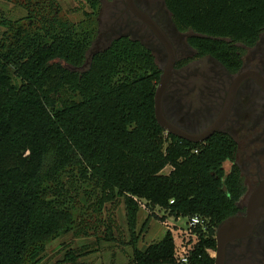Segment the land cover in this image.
<instances>
[{
	"label": "trees",
	"instance_id": "obj_1",
	"mask_svg": "<svg viewBox=\"0 0 264 264\" xmlns=\"http://www.w3.org/2000/svg\"><path fill=\"white\" fill-rule=\"evenodd\" d=\"M23 1L16 3L24 19L1 24L0 264H42L47 246L78 218L80 184L123 202L133 238L143 207L162 224L200 218L187 264H213L216 230L238 214L244 194L237 168L224 170L235 143L216 135L189 144L166 134L154 112L161 72L148 50L122 38L89 57L97 29L90 14L74 26L60 0ZM164 4L178 30L193 34L198 56L233 73L241 65L236 45L253 46L264 30V0ZM130 245L125 264H178L171 230L143 251Z\"/></svg>",
	"mask_w": 264,
	"mask_h": 264
},
{
	"label": "flooded vegetation",
	"instance_id": "obj_2",
	"mask_svg": "<svg viewBox=\"0 0 264 264\" xmlns=\"http://www.w3.org/2000/svg\"><path fill=\"white\" fill-rule=\"evenodd\" d=\"M105 5L108 32L101 44L128 39L153 55L161 74L170 46L175 65L162 99L164 116L187 136L213 132L198 143L183 141L203 144L224 135L235 143V159L228 164L242 182L237 215H244L249 195L264 182V30L253 46L236 45L241 65L233 73L209 55L198 56L189 44L193 34L178 30L164 0H106ZM215 255L216 250L213 260ZM223 264H264V220L251 235L226 246Z\"/></svg>",
	"mask_w": 264,
	"mask_h": 264
},
{
	"label": "rangeland",
	"instance_id": "obj_3",
	"mask_svg": "<svg viewBox=\"0 0 264 264\" xmlns=\"http://www.w3.org/2000/svg\"><path fill=\"white\" fill-rule=\"evenodd\" d=\"M24 5L23 0H0V41L4 34V27L1 25L3 21H15L24 19L26 12L17 4ZM99 3V0H95ZM106 0L103 4L91 9L86 0H60L59 4L62 10V18L78 26L88 18L90 14L97 25L96 35L93 38L88 56L95 52L104 50L109 43H102V34L108 32L107 29V10L105 9ZM106 10V11H104ZM16 82V81H15ZM18 83V82H16ZM230 165L224 164L225 172H228ZM171 171L167 167L162 174L168 175ZM78 192L81 195V203L76 210L77 219L74 220L73 226L69 232L61 233V235L52 241L46 249L42 264H125L128 259L123 255H130L133 245L140 251L146 249L149 245L160 241L168 230L172 231L174 239L179 242L182 230L186 229V220L180 218L174 220L168 218L165 224L154 218H149L150 212L146 208H140L136 228L134 230V238L131 237L127 220L126 210L123 202L115 200L108 202L102 199L101 193L94 190L92 186L78 185ZM87 192V198L83 195ZM155 214L162 217L164 214L159 210ZM74 234H79L76 236ZM79 252L84 255L81 258L76 257ZM214 256V252H210ZM75 256L74 263L67 262V258ZM72 262V261H71Z\"/></svg>",
	"mask_w": 264,
	"mask_h": 264
},
{
	"label": "water",
	"instance_id": "obj_4",
	"mask_svg": "<svg viewBox=\"0 0 264 264\" xmlns=\"http://www.w3.org/2000/svg\"><path fill=\"white\" fill-rule=\"evenodd\" d=\"M168 61L162 71L159 82L156 87L154 97V112L157 124L166 134L176 138L186 140L191 143H198L207 139V136L202 135L201 138L187 136L182 133L176 126L172 125L164 116L162 110V99L164 91L169 83L171 74L174 70V57L170 46ZM238 86V82L233 85V90ZM264 88V84H261ZM228 110V105H227ZM205 137V138H202ZM264 220V182L259 184L249 195L246 204V212L244 215H235L225 219L216 230V255L214 264H223L225 248L229 243L244 239L251 235L257 225Z\"/></svg>",
	"mask_w": 264,
	"mask_h": 264
},
{
	"label": "built area",
	"instance_id": "obj_5",
	"mask_svg": "<svg viewBox=\"0 0 264 264\" xmlns=\"http://www.w3.org/2000/svg\"><path fill=\"white\" fill-rule=\"evenodd\" d=\"M145 208V207H143ZM186 220V219H185ZM198 227H203V222L198 217H193L189 220H186V229L182 230L180 236V241L178 243L176 258L178 259V264H187L188 262V253L195 244L196 235L194 230ZM188 242H191L190 244Z\"/></svg>",
	"mask_w": 264,
	"mask_h": 264
}]
</instances>
